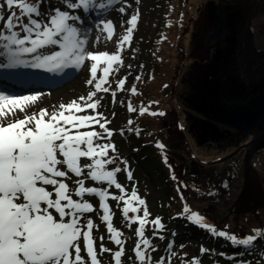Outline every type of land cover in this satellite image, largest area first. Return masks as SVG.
I'll list each match as a JSON object with an SVG mask.
<instances>
[{
	"label": "rangeland",
	"instance_id": "1",
	"mask_svg": "<svg viewBox=\"0 0 264 264\" xmlns=\"http://www.w3.org/2000/svg\"><path fill=\"white\" fill-rule=\"evenodd\" d=\"M47 1L48 6L40 0H25L28 4H39L40 11L48 15L54 14L55 8L70 11L64 0ZM250 1L259 0H128L131 7L128 8L126 15L112 8H108L106 13H100V16L111 19L115 24L112 40H105L95 47L92 43L88 45V49L93 52L116 53L119 38L127 34L129 16L137 14V27L130 41L124 42L122 50L118 53L122 57V64L113 62V70L102 83L100 91L95 89L94 84L103 78L102 69L106 67L103 60L98 62L97 80L92 85L87 84L90 79L92 63L90 60L84 61L80 67L73 66L71 72L75 69L77 75L64 87L58 89L42 90L37 87L36 90V86H30L31 89L25 91L26 89L23 90L22 87L11 88L7 84L0 85V91L6 95H36L35 104L27 109L29 114L47 109L49 113L63 110L67 115L69 114L67 105L73 101L82 103L80 97H86L93 91H97L94 100L102 97L103 107L96 111L103 113L110 121L107 126L112 130L113 135L110 141L105 139L99 142H110L116 147L115 153L109 151V157L115 155L118 158V166L122 171L117 174V182L124 186L127 193L125 200L131 198V192L135 189L138 198L145 200V205L135 204L141 211L129 212L128 217L125 218L121 211L125 206L123 201L117 202L110 197L103 201L109 205L112 213L111 222L119 233L117 235L109 233L107 224L100 219L103 215L99 207L100 198L85 197L97 209L86 215L92 218L94 224L93 247L97 253L98 264H116L114 254L116 251H121V248L120 264H140L134 251L138 242L142 251L149 252V255L145 256V264H155L161 256H168L165 249L170 240L173 242L175 253L171 257L170 264H193V258L202 260V264H239L240 260H259L260 253L264 250V242L255 241L251 251L240 249L231 252L220 241L216 242L218 237L212 236L207 229L200 227L204 233L189 238L184 229L185 225L192 221L185 218L187 214L183 211L187 204L193 211L202 214L207 223L214 225L218 230L235 234L238 238L255 235L253 230L261 231L264 225V204L262 207H257L262 209L259 215L251 217L242 213L234 214L230 212V206L233 203L231 209L235 207L236 193L231 197L223 196L217 201L207 200L195 194L196 192H191L193 189L191 188L190 191L189 186L191 180L201 186L200 182H205L206 176L215 173L213 170L220 172L225 169L224 163L236 156L240 150L247 151V145L259 137L262 134L261 130L264 129V96H258L246 105H237L224 97H219L220 105L216 104V98L215 104H206L204 100L210 97L207 95L211 90L213 93L216 92L215 85L221 84L219 77L222 74L221 69L231 66L228 60L235 57L237 40L235 37L245 31L246 21L243 20L241 23L240 16L242 12L243 15L248 12L247 3ZM14 10L19 12L18 8ZM4 15H8L7 8L4 9ZM79 15L84 20L82 33L88 28L94 29L98 19L95 14L85 15L84 12H80ZM45 18L46 16L40 17V19ZM87 34L91 41L96 33L93 30ZM218 51L223 52H220V56L224 57V61L214 65L213 58ZM33 71L31 68V72ZM65 72L66 70L54 74H60L57 78L62 79ZM3 75L8 80L12 79L11 76ZM137 76L140 77L139 80L136 79ZM29 78L25 81L15 79V84H23ZM55 78L54 76L50 79ZM121 81H123L122 85ZM46 82L48 81H42V83ZM104 88H107L108 92L102 91ZM113 92L116 93L115 97L112 96ZM26 103L31 102L26 101ZM61 105L65 107L61 109ZM129 106L134 111L130 110ZM218 106L223 111L232 113V116H227L223 120ZM142 109L146 110L143 115H141ZM92 113V109H87L86 112L74 110L76 115ZM234 114H241L240 123H235L234 120L238 118ZM129 121L132 123L129 124ZM45 122H49L47 116ZM216 126L223 134L211 133L210 130ZM89 130L102 132L99 125H85L79 129V131ZM121 130L124 132L123 135ZM71 131L74 134L76 130L71 129ZM136 132H139V135H136ZM240 145L243 146L232 153ZM85 147L86 145H81V148ZM147 156L155 161L157 168L154 170L158 174L143 163ZM125 159L128 161L127 166L121 162ZM221 160L224 161L215 164ZM78 162L83 165L92 161L82 157ZM206 163L219 166L209 168L205 166ZM116 166L105 165V170H112ZM126 169L132 171L131 180L127 178ZM86 172L87 170L85 175ZM174 176L178 179H174ZM84 178L85 176L78 178L69 172L64 180L69 185V192L74 193L78 187L75 181ZM181 181L187 187L178 190ZM86 186H97V184L86 179ZM110 192L124 195L114 187ZM181 192L186 197L185 200L181 199ZM73 198L77 199L75 196ZM144 207H147L149 212L147 218L143 217ZM137 215L145 219L144 238L151 240L159 251L151 252L150 249H145L143 240L137 235L136 230L140 227L138 221L129 225L128 220ZM156 217H160L165 226L157 233L163 235L164 240L153 237V221ZM192 224L197 225L193 222ZM100 237H104L103 241ZM117 238L123 241L122 246L114 243V239ZM219 240L228 241L226 238ZM101 244L109 248L110 252H101ZM181 245L183 248L180 247ZM202 249L210 251L202 253ZM240 253L244 254L241 256ZM81 255L86 264H91L83 248Z\"/></svg>",
	"mask_w": 264,
	"mask_h": 264
},
{
	"label": "snow or ice",
	"instance_id": "2",
	"mask_svg": "<svg viewBox=\"0 0 264 264\" xmlns=\"http://www.w3.org/2000/svg\"><path fill=\"white\" fill-rule=\"evenodd\" d=\"M64 3L70 11L55 8L54 14L48 15L40 11L39 4H28L25 0H0V73L19 66L56 71L70 65L80 67L84 61L90 60L92 63L87 84L92 85L97 80L98 62L103 60L106 64L102 69L103 78L94 84L95 89L100 91L102 83L113 70V62L122 64V57L118 53L122 50L123 43L130 41L137 27L138 16H129L127 34L119 38L116 53L93 52L88 49L89 43L95 47L105 40L111 41L115 30L114 22L100 16V13H106L108 8H112L126 15L131 5L128 0H64ZM117 5L120 6L117 8ZM5 8L8 10L7 16L4 15ZM80 12L98 17L94 29L88 28L81 32L84 20L79 15ZM41 16L46 18L40 19ZM93 30L96 34L90 41L87 33ZM101 33L104 35H100ZM25 55L31 58L21 59ZM136 79L139 80L140 77L137 76ZM97 91L80 97L82 103L73 101L67 105V115L63 110L49 113L47 109L29 114L27 109L35 104L36 95L13 96L0 91V264H86L81 255L82 248L91 264H98L97 253L93 247L94 224L92 218L86 215L97 209L85 197L100 198L99 207L103 211L100 219L107 224L109 233L117 235L119 233L112 225L109 205L103 201L109 197L117 202L123 201L125 206L121 211L125 218L129 212L141 211L135 204L145 205V200L138 198L135 189L131 192V198L125 200L127 193L124 186L117 182V174L122 171L118 166V158L115 155L109 157V151L115 153L116 147L110 142H99L105 139L110 141L113 132L107 126L110 121L103 113L96 111L103 107L102 97L94 100ZM102 91L108 92V89L104 88ZM112 96L115 97L116 93L113 92ZM64 107L60 106L61 109ZM87 109H92L93 113L74 114V110L86 112ZM145 111L142 109L141 115ZM45 116L49 122H45ZM85 125H99L102 132L79 131ZM71 129L76 130L74 134ZM123 134L121 130V135ZM135 134L139 135V132ZM81 145L86 147L81 148ZM82 157L89 158L92 162L81 165L78 161ZM121 162L128 165L126 159ZM105 165L117 166L112 170H105ZM69 172L78 178L85 176L84 179L75 181L78 187L74 193L69 192V185L64 182ZM126 174L131 180L132 171L126 169ZM173 178L178 179L175 176ZM86 179H90L97 186H86ZM113 187L124 195L111 193ZM182 187H187L183 181L180 182L178 190ZM181 199H186L182 192ZM183 211L187 214L186 219L202 229H207L214 237L226 238L234 247L243 246L251 251L255 241L264 242V233L260 230H253L255 235L238 238L235 234L218 230L207 223L202 214L193 211L187 204ZM148 216L147 207H144L143 217ZM137 221L140 225L136 230L137 235L143 240L145 249L159 251L151 240L144 238L145 219L137 215L129 219L128 223L130 225ZM164 227L161 218L156 217L153 221V237L164 240L163 235H157ZM100 239L103 241L104 237ZM114 243L122 246L123 241L117 238ZM180 247L183 248V245ZM173 249L174 245L170 240L165 249L168 256H161L155 264H170L171 257L175 255ZM100 250L103 253L110 252L103 244ZM134 251L140 264H145V256L149 252L142 251L139 242ZM206 251L210 250L202 249V253ZM121 255L122 248L114 254L116 264H120ZM262 262L264 250L261 251L258 261L240 260L239 264ZM193 264H202V260L193 258Z\"/></svg>",
	"mask_w": 264,
	"mask_h": 264
},
{
	"label": "flooded vegetation",
	"instance_id": "3",
	"mask_svg": "<svg viewBox=\"0 0 264 264\" xmlns=\"http://www.w3.org/2000/svg\"><path fill=\"white\" fill-rule=\"evenodd\" d=\"M248 5V12H255L258 14L261 13L259 16H255L254 19L264 20V0L259 1H250V3H247ZM252 9H250V8ZM244 12L241 13V23L243 20L246 21V25L244 27L245 31L242 34H239L235 37L236 40V49L234 51L235 57L230 58L228 60V63L231 65L230 67L224 69H221L220 74V82L221 84L215 85L216 86V92L213 93L212 90L210 91V94L207 96H213L216 98V104H219L220 99L219 97H224L226 100H229L231 102H234L237 105H246L251 100L257 98L258 96H264V59H255L250 58L245 51L243 52L241 47L242 42V36L246 34L247 28L254 29L256 24L254 21H251L249 19V13ZM227 26V25H226ZM264 27V21L262 22L261 27ZM242 27V26H241ZM243 29V27H242ZM238 37V38H237ZM235 39L233 43L235 42ZM225 49V48H224ZM220 52L218 51L217 54L213 58L214 65H218L219 62L224 61V57L220 56ZM223 75V77H222ZM206 104H212L214 103V98L212 99H204ZM215 104V103H214ZM200 109V108H199ZM196 115L195 113H193ZM219 128V127H218ZM217 126L213 127L211 133L213 134H223L222 130H218ZM263 132V130H261ZM243 145H240L236 150L237 151L240 147ZM246 150L242 149L240 150L236 156H234L232 159L226 161L225 169L222 171H215L211 176H206L205 182H200V185L195 183V181L191 180L190 191L191 188L193 189L191 192H196L198 196H201L203 198H206L207 200H220L223 196L231 197L234 193H236L234 202L235 207L231 209L230 206V212L237 214L242 213L244 216H256L259 215L262 209L257 208V210H254L255 205V199L251 201L250 204H245L243 202H238L237 199L239 197V194L241 192L243 182H244V171H243V161L246 155ZM140 162V161H139ZM252 165L255 168V170L258 172V175L261 180V184L264 190V150L259 151L255 154ZM205 166H208L209 168L218 167L219 165H211V163H206ZM235 185L237 188L235 189ZM234 190V191H233ZM213 193L212 195H209V193ZM263 203V201H262ZM249 213H245L246 211H250ZM262 233H264V225L262 227ZM217 239V238H216ZM220 239V238H219Z\"/></svg>",
	"mask_w": 264,
	"mask_h": 264
},
{
	"label": "water",
	"instance_id": "4",
	"mask_svg": "<svg viewBox=\"0 0 264 264\" xmlns=\"http://www.w3.org/2000/svg\"><path fill=\"white\" fill-rule=\"evenodd\" d=\"M71 67L73 66L70 65L63 69L53 71L59 73L66 70L65 76L62 79L58 80L57 78L58 76H56L55 79L45 84L44 86L42 85L36 86V90H38L37 87L41 88L42 90H54L64 87L67 83H69L74 79V76L77 75L75 73V69H73V71L71 72ZM44 73L47 72L45 71ZM247 147H248L247 152L243 161L244 183L237 201L243 202L248 205L251 203L253 199H255L254 210H256L258 206L262 207L264 204V190L258 172L255 170V168L252 165V160L256 153L264 149V129L262 134L259 137H257L255 140H253L251 143H249ZM223 161L224 160L218 161L215 164Z\"/></svg>",
	"mask_w": 264,
	"mask_h": 264
},
{
	"label": "bare ground",
	"instance_id": "5",
	"mask_svg": "<svg viewBox=\"0 0 264 264\" xmlns=\"http://www.w3.org/2000/svg\"><path fill=\"white\" fill-rule=\"evenodd\" d=\"M248 13H249L248 14L249 19L251 21H254L256 26L254 29L251 28L250 31L247 28L246 34L242 36L241 47L244 48L242 49V51L243 52L245 51L248 55H250L249 57L251 59L252 58H254V60L264 59V27L263 26L261 27L262 22L264 20L254 19L255 16H259L261 14L259 12L258 14L256 12L255 14L253 12H248ZM29 70H30L29 67L21 66L20 68L16 67L4 73H6V75L11 76L16 80H21L28 77ZM0 85L6 86V83L0 82Z\"/></svg>",
	"mask_w": 264,
	"mask_h": 264
},
{
	"label": "trees",
	"instance_id": "6",
	"mask_svg": "<svg viewBox=\"0 0 264 264\" xmlns=\"http://www.w3.org/2000/svg\"><path fill=\"white\" fill-rule=\"evenodd\" d=\"M42 3H45V5L46 6H48V1L47 0H40ZM172 5V4H171ZM215 95H213V96H210L208 99H212V98H214L215 99V97H214ZM231 102V101H230ZM217 105H220V104H217ZM219 107V106H218ZM220 108V107H219ZM220 114L222 115V118H223V120L225 119V117H227V116H232L231 114L232 113H229V112H227L226 110L225 111H223L221 108H220ZM215 114V113H214ZM234 116H236L238 119H235L234 121H235V123H240V120H241V114H234ZM193 118V117H192ZM194 124H196V123H194ZM203 125V124H202ZM204 125H206V124H204ZM215 125V124H214ZM198 134V133H197ZM199 135V134H198ZM203 134H201V136H202ZM200 136V135H199ZM143 163L146 165V167H149L150 168V170L151 171H154V172H156L157 174H158V172L157 171H155L154 169L155 168H157V166H156V164H155V161H153V159L152 158H150V157H146V158H144V160H143ZM159 177H160V180H161V182L163 183V179H162V177L159 175ZM185 220V219H184ZM185 233H186V236H188L189 238L190 237H195V236H198V235H200L201 233H204L203 231H202V229L198 226V225H193L192 224V222L191 223H189V224H187V225H185ZM210 239H212V238H210ZM221 242V244L222 245H224V247L228 250V251H231V252H233L234 250H248V249H246L245 247H243V246H240V247H234L229 241H223V240H219L218 238L216 239V242ZM223 247V248H224Z\"/></svg>",
	"mask_w": 264,
	"mask_h": 264
}]
</instances>
